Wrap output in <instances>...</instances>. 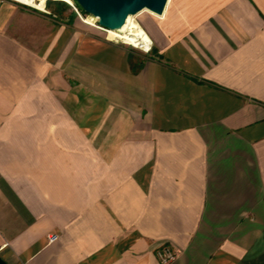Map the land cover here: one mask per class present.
Wrapping results in <instances>:
<instances>
[{"label": "crops", "instance_id": "obj_1", "mask_svg": "<svg viewBox=\"0 0 264 264\" xmlns=\"http://www.w3.org/2000/svg\"><path fill=\"white\" fill-rule=\"evenodd\" d=\"M143 27L135 72L124 46L2 2L7 264H160L163 245L264 264V0H169Z\"/></svg>", "mask_w": 264, "mask_h": 264}, {"label": "water", "instance_id": "obj_2", "mask_svg": "<svg viewBox=\"0 0 264 264\" xmlns=\"http://www.w3.org/2000/svg\"><path fill=\"white\" fill-rule=\"evenodd\" d=\"M87 15L97 19L98 26L108 31H117L129 16L148 11L162 16L169 0H73ZM0 264H7L0 257Z\"/></svg>", "mask_w": 264, "mask_h": 264}, {"label": "rangeland", "instance_id": "obj_3", "mask_svg": "<svg viewBox=\"0 0 264 264\" xmlns=\"http://www.w3.org/2000/svg\"><path fill=\"white\" fill-rule=\"evenodd\" d=\"M4 1H7V0H4ZM49 2H55V1L48 0L44 3V5L41 4V6L43 5L42 9H38V8L33 7V6H25V5H21L18 3H15V4H17L18 8L22 11H25L28 13H33V14L35 13V14H39V15L48 17L49 19L53 20L56 23H59V22L60 23L61 22L67 23V24L76 23L77 25H80L85 29L93 30V31L97 32L100 36H102L104 39H106V40L112 39V40L118 42L117 44L124 46L130 53H132L133 57L136 58L138 61H142L145 56L152 54L151 49L148 52H144V51L140 50L139 48H134V47L127 45L125 43L123 44V42L120 40V38L117 37L116 35H113L112 33H107L104 30H101L98 27H96V26H98L97 23L94 26H90L88 24H85L79 17V14L83 15L84 12L78 7V5L73 0L72 1L68 0V2H71L74 7H72L71 5H69L66 2H62L65 5L61 8H58L57 5H55L54 3L49 4ZM151 16L153 17V15H151L148 11H142L139 14H137L133 17H130L129 20H127V21L129 22L130 26L137 23L140 27L142 26V28L144 29L143 21L147 20ZM83 18H84V16H83Z\"/></svg>", "mask_w": 264, "mask_h": 264}, {"label": "bare ground", "instance_id": "obj_4", "mask_svg": "<svg viewBox=\"0 0 264 264\" xmlns=\"http://www.w3.org/2000/svg\"><path fill=\"white\" fill-rule=\"evenodd\" d=\"M22 2L35 8L42 9L45 0H22ZM41 4L43 5L41 6ZM130 17L133 16H129L126 19L127 23L125 22L120 30L108 31V33H112L113 35L119 37L123 44L125 43L146 52L150 49V40L137 23L131 26L129 25V22L127 20H129Z\"/></svg>", "mask_w": 264, "mask_h": 264}, {"label": "built area", "instance_id": "obj_5", "mask_svg": "<svg viewBox=\"0 0 264 264\" xmlns=\"http://www.w3.org/2000/svg\"><path fill=\"white\" fill-rule=\"evenodd\" d=\"M3 1L4 0H0V7H1V4H2ZM7 1L14 2V3H18V4H21V5H25V6H30V5L24 4L22 2V0H7ZM46 1H48V0H45V2ZM51 1H55V2H66L69 5H71L72 7H74L71 2H68V0H51ZM83 16H84V18H83ZM79 17H80V19L85 24H88L90 26H94L97 23V19H95L92 16L87 15L85 13H83V15H80L79 14ZM96 27H98L99 29L104 30L105 32L108 33V30L102 29L99 26H96ZM109 40L112 41V42H114V43H118V42H116V41H114L112 39H109ZM150 49H151V47H150ZM148 51H146V52H148ZM55 239H56V236L55 235L49 236V240L50 241H54ZM155 254H156V257H157V259H158V261H159L160 264H172L174 262V260L176 259V256H177L176 250L174 248H172L171 246H167V245H163V246L157 248Z\"/></svg>", "mask_w": 264, "mask_h": 264}, {"label": "trees", "instance_id": "obj_6", "mask_svg": "<svg viewBox=\"0 0 264 264\" xmlns=\"http://www.w3.org/2000/svg\"><path fill=\"white\" fill-rule=\"evenodd\" d=\"M54 3L55 5L58 6V8L63 7L65 4L62 2H49V4ZM58 10V9H57ZM129 60V64L132 67V69L136 72L137 69L140 67L141 65V61H138L136 58H134L132 55H129L128 57Z\"/></svg>", "mask_w": 264, "mask_h": 264}]
</instances>
